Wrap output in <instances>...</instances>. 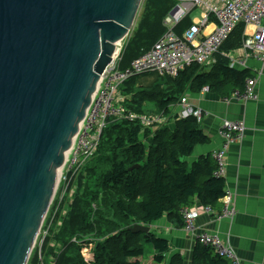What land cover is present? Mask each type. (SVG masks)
Returning <instances> with one entry per match:
<instances>
[{
	"label": "trees",
	"instance_id": "1",
	"mask_svg": "<svg viewBox=\"0 0 264 264\" xmlns=\"http://www.w3.org/2000/svg\"><path fill=\"white\" fill-rule=\"evenodd\" d=\"M174 3L173 0L143 1L138 25L123 43L122 67L149 50L164 34L163 22ZM190 26L185 16L174 31L181 35ZM243 29L241 24L235 28L222 51L242 45ZM209 72L193 64L176 79L167 81L170 87L165 90L159 86L140 90L138 93L146 96L147 102L132 90V82L137 79L134 77L122 86L123 93L131 96L130 101L124 102V108L135 115H147L144 105L148 103L153 106V114L161 116L168 114L169 107L188 90L198 92L208 86L211 92L228 97L242 90L245 81L252 77L249 71L229 68L220 57ZM145 75L151 74L138 78ZM106 129L94 163L76 179L77 190L71 204L67 205V213L54 217L41 252L36 249L27 264H143L145 245L154 252L152 264H184L183 256L176 254L166 263L170 251L166 239L151 232L131 233L129 228L140 224L150 226L163 216L182 226L181 210L195 205L212 209L225 195L224 180L214 176L216 166L211 155L195 162L191 168L185 160L195 146L209 143L195 119L179 120L172 128L158 127L153 132L138 121L128 120L111 122ZM108 167L100 175L102 169ZM53 209L52 205L46 221L50 220ZM58 221L61 222L59 227ZM88 243L92 244L94 255L90 263L81 255L82 247ZM191 263L231 264L199 244L195 245Z\"/></svg>",
	"mask_w": 264,
	"mask_h": 264
},
{
	"label": "water",
	"instance_id": "2",
	"mask_svg": "<svg viewBox=\"0 0 264 264\" xmlns=\"http://www.w3.org/2000/svg\"><path fill=\"white\" fill-rule=\"evenodd\" d=\"M142 3L0 0V264L28 263L66 153Z\"/></svg>",
	"mask_w": 264,
	"mask_h": 264
},
{
	"label": "built area",
	"instance_id": "3",
	"mask_svg": "<svg viewBox=\"0 0 264 264\" xmlns=\"http://www.w3.org/2000/svg\"><path fill=\"white\" fill-rule=\"evenodd\" d=\"M180 6L182 13L177 19L169 15L165 17L163 24L166 30L164 34L149 50L133 59L125 67L120 65L123 45L122 43L116 45V51L120 53L117 57L113 55L110 64L100 76L97 91L60 171L57 191L49 208L50 210L53 205L52 215H50V220L46 221L49 212L47 213L39 232V234L44 232L38 247L39 252H41L45 237L53 226L54 217L59 213L65 215L66 211L63 210V207L66 201L71 202L75 193L74 180L87 161L95 155L103 131L109 123L122 120L138 121L144 127L161 123V117L147 118L146 115H135L120 106L118 103L123 102V99L118 100V91L121 85L145 73H154L158 77H177L180 72L193 64L208 65L213 63L215 55L222 51V46L240 24L244 27L252 26L253 32L245 34L241 45V54L236 57L237 61L230 62V66L235 67L237 64L244 69L248 59H253L259 64L264 63V0H217L212 3L207 0H181ZM197 8L201 9L205 15L181 35L176 34L174 31L176 24ZM211 19L215 22V29L209 35L203 36L202 28ZM256 83V76L248 78L242 90L232 92L230 97L224 98L223 101L225 103H229L230 100L241 103L257 101ZM201 92L209 93L210 89L208 86H204ZM177 107L178 113L174 121L195 119L200 123L204 115L202 110L195 107L186 97L178 101ZM245 130L246 127L241 121H222L219 128L221 146L212 153L218 177L225 173L228 146L240 142L244 137ZM221 201L223 209L218 218H232L235 214L233 195H224ZM204 211L212 212L211 208L206 207ZM181 215L184 231L193 236L196 244L212 250L214 254L226 259L231 264H241L234 249L228 243L221 241L215 235L196 232L195 223L199 215L195 208H185L181 210ZM56 225L59 227L61 222L58 221ZM72 241L74 242V240ZM81 255L85 262L93 261L91 243L82 247Z\"/></svg>",
	"mask_w": 264,
	"mask_h": 264
},
{
	"label": "crops",
	"instance_id": "4",
	"mask_svg": "<svg viewBox=\"0 0 264 264\" xmlns=\"http://www.w3.org/2000/svg\"><path fill=\"white\" fill-rule=\"evenodd\" d=\"M173 1L175 3L168 15L177 19L182 13L181 0ZM216 1L207 0L209 3ZM202 16L203 12L197 8L186 17L190 20V24L194 25L200 21ZM214 29L215 22L211 19L202 28V35H209ZM252 32V26L244 27L242 38L245 34ZM241 47L240 45L231 51L224 48L222 52L228 53L229 56L239 57ZM217 57L226 61L229 67L230 61L227 58L220 54ZM203 69L209 72L212 68L204 66ZM234 69L249 71L252 77H257L255 86L258 95L257 101L241 103L232 100L225 103L223 99L227 97H222L211 91L202 93L201 89L198 92L188 90L184 94L195 107L202 110L204 115L199 126L202 133L209 138L208 144L195 146L192 154L186 157L185 160L189 168L195 162L207 159L206 156L211 155L220 147L219 128L222 121H241L246 127L243 139L240 142L232 143L226 156L224 191H229L233 195L234 216L232 218H218L223 209L221 198L219 204L212 207L211 213L205 212L201 205L193 207L199 215L195 226L196 232L215 235L221 241L228 243L234 249L241 264H264V63L259 64L253 59H248L246 68L236 66ZM169 80L173 79L160 78L154 74L145 75L134 79L132 87L134 91L151 89L155 86L167 89L170 86L165 84ZM121 90L122 87L118 95L124 101L118 104L124 107V102L131 99L128 98V94H124ZM177 103L169 107L168 114L160 116L163 121L159 123L160 127L161 125L168 128L174 126V122H176L174 119L178 113ZM150 106L153 108L152 105ZM202 157L205 158L201 159ZM211 161L214 162L212 158ZM148 227L155 236L164 238L169 242L170 251L166 256V263L172 255L176 254L183 256L184 264H192V254L196 243L193 236L184 231L183 224L181 226V224L172 223L166 216H163ZM147 250V253L152 254L149 258V264H152L154 252L150 247Z\"/></svg>",
	"mask_w": 264,
	"mask_h": 264
},
{
	"label": "rangeland",
	"instance_id": "5",
	"mask_svg": "<svg viewBox=\"0 0 264 264\" xmlns=\"http://www.w3.org/2000/svg\"><path fill=\"white\" fill-rule=\"evenodd\" d=\"M144 1V0H143ZM143 4V3H142ZM179 9V8H178ZM141 10H142V5H141V7H140V9H139V11H138V14H137V18H136V21H135V24H134V26H133V28L136 26V25H138L137 23H138V21H139V17H140V13H141ZM128 38V37H127ZM127 38L126 39H124L121 43H122V45H123V43L125 42L126 43V41H127ZM124 43V44H125ZM165 85H168V84H165ZM128 87H131L130 85L128 86ZM121 88V87H120ZM133 90V89H132ZM161 90H165V88H162ZM122 91V90H121ZM128 91H130L129 89H128ZM140 90H137V96H138V98L139 99H142V100H144V101H146L147 102V100H146V96H144L142 93H138ZM119 94H120V89H119ZM123 97H124V95H123ZM128 98L129 99H131V96L130 95H128ZM118 100H121V98H120V96L118 95ZM144 109H145V111L146 112H148L147 113V118H152V117H155L156 116V114H153V113H155L154 112V110H153V108H151V106L148 104V103H145V105H144ZM161 122H162V120H161ZM160 123V122H159ZM152 124V125H149L150 126V128H151V132H153V131H157L158 129V127H159V125L160 124ZM109 126V125H108ZM110 130V128H108V129H106V132L107 131H109ZM143 141H145L144 140V138L142 139ZM146 142V141H145ZM145 142H144V144H145ZM109 157V159H110V162L112 161V159H111V157L110 156H108ZM95 158H96V155L95 156H93V157H91L88 161H87V163H86V166H85V168H87V167H90L93 163H94V160H95ZM109 169V167L107 168V169H102V171L100 172V175H102V173L103 172H105V171H107ZM63 210L65 211H68V207H63ZM43 225V224H42ZM44 236V232H42L41 234H38V236H37V239H36V242H35V244H34V247H33V251H32V253H34V251L37 249L38 250V247L40 246V242H41V239H42V237ZM150 246H148V245H145L144 246V252H145V255H144V259L142 258V263L143 264H149L150 262H149V258H150V255H152V254H150V253H147L146 251H148L147 250V248H149ZM32 255V254H31ZM31 257V256H30Z\"/></svg>",
	"mask_w": 264,
	"mask_h": 264
},
{
	"label": "bare ground",
	"instance_id": "6",
	"mask_svg": "<svg viewBox=\"0 0 264 264\" xmlns=\"http://www.w3.org/2000/svg\"><path fill=\"white\" fill-rule=\"evenodd\" d=\"M165 6V5H164ZM203 15H205L204 13H203ZM185 22V21H184ZM184 24V23H183ZM182 25V24H181ZM180 25V26H181ZM183 27V26H182ZM181 27V28H182ZM184 29V28H183ZM185 30V29H184ZM132 31V30H131ZM130 31V32H131ZM130 34V33H129ZM234 49V48H233ZM119 53L120 52H115V54H114V57H117L118 55H119ZM222 55L223 57H225V58H227L230 62H234L235 60H236V57H234V56H229L228 55V53H223L222 51H220V53H218V54H216L215 55V59H214V62L213 63H211V64H208V65H199L200 67H204V66H207V67H210V68H212L214 65H216V62H217V55ZM237 61V60H236ZM230 62H229V68H232V69H234L236 66L237 67H239V65H235V67H231L230 66ZM210 73V72H209ZM145 74H154V73H145ZM142 75H144V74H142ZM154 75H156V74H154ZM178 77V76H177ZM177 77H170V76H163V77H160V78H171V79H176ZM212 82V81H211ZM196 85V84H195ZM191 88V87H190ZM139 90V89H138ZM183 97H186L187 99H188V97L186 96V95H183L180 99H182ZM230 97V96H229ZM229 97H227V98H229ZM179 99V100H180ZM189 100V99H188ZM230 101H232V100H230ZM85 118V117H84ZM84 120V119H83ZM83 120H82V122H83ZM187 120V119H186ZM82 122L80 123V125L82 124ZM163 122V121H162ZM161 122V123H162ZM193 123V122H192ZM199 123V122H198ZM176 125V124H175ZM221 125H222V123H221ZM221 125H220V127H221ZM164 127V125H161V127ZM159 127H160V125H159ZM244 135H245V133H244ZM221 146V145H220ZM229 148H230V145L228 146V149H227V153L229 152ZM211 158H212V154H211ZM213 159V158H212ZM214 176L216 177V178H220V179H223V180H225V173L222 175V176H217V169H216V171H215V173H214ZM227 194H230V195H232L229 191H225V195H227ZM181 217H182V215H181ZM182 222H183V220H182Z\"/></svg>",
	"mask_w": 264,
	"mask_h": 264
},
{
	"label": "clouds",
	"instance_id": "7",
	"mask_svg": "<svg viewBox=\"0 0 264 264\" xmlns=\"http://www.w3.org/2000/svg\"><path fill=\"white\" fill-rule=\"evenodd\" d=\"M116 47V46H115ZM115 52H116V48H115ZM115 54V53H114ZM122 67V66H121ZM124 85V84H123ZM123 85H121L120 87H122ZM120 89V88H119ZM124 101V100H123ZM120 106H122V105H120ZM126 110V109H125ZM147 116V115H146ZM156 116H158V115H156ZM158 117H160V116H158ZM156 125V124H155ZM148 128H150V126H148ZM77 135V134H76ZM76 137V136H75ZM75 137H74V139H75ZM74 141V140H73ZM71 148V147H70ZM70 150V149H69ZM69 150H68V152H69ZM68 152L66 153V156H65V161H66V157H67V155H68ZM95 155H96V153H95ZM94 155V156H95ZM65 161H64V163H65ZM64 163H63V166H64ZM63 166H62V168H63ZM85 166H86V164H85ZM85 166H84V168L82 169V171L81 172H83V170L85 169ZM61 168V169H62ZM61 169H60V171H61ZM80 172V173H81ZM79 173V174H80ZM59 174H60V172H59ZM78 174V175H79ZM78 177V176H77ZM77 177H76V179H77ZM76 179L74 180V183H73V186L75 187V192H76V190H77V186H76ZM58 183H59V176H58ZM57 187H58V184H57ZM56 191H57V188H56ZM56 191H55V193H56ZM74 195H75V193H74ZM54 196H55V194H54ZM54 198V197H53ZM73 198H74V196H73ZM53 200V199H52ZM73 200V199H72ZM72 200H71V202H72ZM71 202L69 203V202H67L66 201V203H65V205H64V207H67V205H70L71 204ZM50 208V207H49ZM203 208H205V207H203ZM206 208H209V207H206ZM66 211V210H65ZM48 212H49V210H48ZM66 213H67V211H66Z\"/></svg>",
	"mask_w": 264,
	"mask_h": 264
}]
</instances>
